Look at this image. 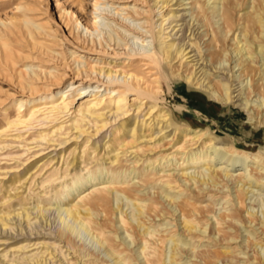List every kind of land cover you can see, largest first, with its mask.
Segmentation results:
<instances>
[{"label": "bare ground", "instance_id": "6f19581e", "mask_svg": "<svg viewBox=\"0 0 264 264\" xmlns=\"http://www.w3.org/2000/svg\"><path fill=\"white\" fill-rule=\"evenodd\" d=\"M115 1L117 7L112 6ZM151 1L156 13L145 19H138L142 9L135 3L96 1V29L84 27L83 37L78 34V39L82 37L98 52L110 43L118 47L129 44L130 55L149 60L163 72L169 70L167 80L182 79L223 105L244 109L252 121L260 115L259 123L264 124V0H250L248 11L240 15L237 9L248 0ZM75 24L80 25L77 20ZM41 27L24 19L29 46L56 59L50 46L34 37L45 32H40ZM202 27H206L204 33L199 30ZM8 44H0V49ZM6 49L2 63L16 72L22 89H35L42 78L58 80L62 74L54 70L42 73L29 64L25 74L16 71V54ZM92 60L98 65L101 58ZM73 63L74 74L81 81L33 100L12 101L13 118L6 109L4 127H0L1 147L9 145L2 138L11 128H32L37 122L41 129L34 131L32 142L48 143L46 130L58 135L67 124L72 137L50 144L55 158L62 157L61 148L69 141L75 145L91 142L95 151H103L102 161L108 160V166L103 167L102 162L86 173L81 172L85 166H80L65 187L66 201L61 207L52 202L0 211V244H6L0 264H22V259L28 264H264V211L258 215L254 204L259 196V206L264 207V151L239 149L233 141L204 127L175 121L155 101L154 87L143 86L137 74L103 65L91 68L83 57ZM248 77L250 86L245 81ZM132 92L137 96L130 103L127 97ZM255 92L257 98L252 100L250 94ZM77 99L84 100L73 107ZM72 113L80 115L88 127L75 123ZM126 137L131 141L123 156L133 155L131 168L118 153L105 156L111 152V143L126 146ZM36 146L26 145L25 150ZM43 153L39 150L32 155L38 158ZM38 166L37 162L32 172ZM223 199L227 206L216 214V201ZM243 227L248 229L244 236ZM84 234L108 259L88 247ZM9 241L26 242L12 246L11 253L22 255L34 246L41 254L9 259Z\"/></svg>", "mask_w": 264, "mask_h": 264}, {"label": "rangeland", "instance_id": "374dc122", "mask_svg": "<svg viewBox=\"0 0 264 264\" xmlns=\"http://www.w3.org/2000/svg\"><path fill=\"white\" fill-rule=\"evenodd\" d=\"M96 1L101 4H106L108 0H0V44L7 42L11 45L10 46L8 44L9 46L7 45L6 48H11L13 54H16L14 56V66H16V71L19 70L25 74V67L29 64L31 66H36L34 68L39 67L38 69H41L40 71L42 73L50 70H54L59 74L62 73L60 74L61 76L58 80L47 76L45 79L42 78V80L38 81L37 88H25L26 90L24 88L22 89L18 82L16 72L7 70L4 63H2V56L3 54H7L8 51L6 48L1 47V128L4 127V111L6 109L7 115L10 116L11 119L13 118L14 111L11 108L13 100L20 98L24 100H33L39 98L40 96L55 93L61 90L69 82L81 81L82 79H80V77L77 78L74 74L73 68L75 67V64L73 63V60L83 57L87 66L91 68L103 65L105 67L110 66L113 70L119 69L132 72L135 75L137 74L136 76L142 79L141 83L143 86L147 84L154 87L155 101H157L162 108L169 110L175 118V121L184 124L194 123L196 126L204 127L221 138H225L227 141H233L239 149L252 151L262 149L264 151V124L259 123L260 115L256 122L254 119L252 121L249 119L248 112L238 106L232 104L223 105L210 96L206 91L195 88L184 82L182 79L175 77L172 79L170 78L171 80H167L169 77L167 74L169 70L163 72L159 69V67H157V65L152 62L150 63L149 60L139 55H130V52L128 51L130 47L129 44H127L128 46L125 45L124 47H118L116 45L113 46V43H110L107 48L105 47L106 49L103 48L101 52H98V48L95 51L90 44L87 45L84 43L82 40L83 32H85L84 27L92 31L96 29L94 25L95 14L97 12L95 9ZM151 2V0H125L126 4L131 5L135 3L138 8L145 11V13H143L142 10H139V13H141L138 15L139 17L137 15L134 16L136 18L138 17V19H145L156 13L155 9L152 11L153 5ZM250 2L251 1L248 0L246 3H243L240 7L241 9H237L238 15L248 11ZM118 4L119 3L116 2L113 3L112 6L117 7L116 5ZM186 7H189V4L186 5ZM124 12L126 14V11H122L123 14ZM156 18L157 17L154 16L153 19L155 20ZM24 19L34 20L35 24L37 23L42 26V30H40V32H45L34 36L38 39L37 42L41 44L43 42V45L47 48L50 46L49 52L51 51L52 54L54 53L58 56L61 54V56H55L56 59H53L54 56L53 58L48 57L50 54L45 50L38 51L37 49V51H35L36 48H31L30 39L25 35ZM76 20L80 23V25L75 24ZM205 29L206 27H202L199 30L204 33ZM6 31L10 32L8 33ZM237 31L238 30H236V32ZM81 33L82 37H80L81 39H78V36ZM207 38L208 36H205L200 41L202 47L206 45V42L204 43V41H206ZM30 49H32V51ZM205 50L206 49L203 48L202 53L206 54L207 52H205ZM72 52L75 53L70 54ZM19 56L20 58L26 57L27 59L25 58V60H23V58L20 60V58H18ZM98 57L101 58V60L98 65H95V62L92 59ZM262 61L263 60L260 59L259 64ZM51 67L55 68L52 69ZM257 78L258 76L255 77V81ZM156 81L160 84L158 85V89H156ZM245 81H247V84L250 86V78L248 77ZM136 96L137 95L132 92L128 94L127 99L131 103L132 99ZM72 98H76L75 93H73ZM250 98L255 100L257 98L256 92L250 94ZM83 100L84 99L75 100L73 107H78V103ZM259 100H261V97ZM261 110L264 117L263 107H261ZM71 111H74V108ZM80 117L81 116L77 115V113L71 114V118L75 119V123H81V125L78 124L81 127H88L85 122H82V117ZM32 125V128L18 127L17 130L11 128L6 133L7 137L2 138L6 139V144L9 145L1 147L2 143L0 144L1 212L17 209L21 205L34 207L37 203L46 205L48 203L55 202V207H61L66 201L65 187L71 184L73 175L79 170L80 166H85V169L81 171L83 173H86L91 168L94 169L96 167H100L102 162L105 164L103 167L108 166V160L102 161L103 151H95L91 142H88V144L83 142L80 143V145H75V141H69L66 145L62 146L63 148H61L62 150L60 153L62 157L60 159L59 157L55 158L54 153L50 150L53 146L50 144L64 140L69 136L71 138L73 131H69L70 127L67 124H65L58 135H52V133L47 129L46 137L49 140L48 143H34L32 142V139L36 135V132L40 131L41 128L37 122L32 123ZM47 125H49V123ZM35 130L36 132H34ZM13 135H19L20 137L14 139L12 137ZM125 141L127 144L124 147H120L118 145V141L111 143V152L105 156H113L118 153L122 163H124L127 168H131L133 165V155L128 156L129 154H126L123 156L125 149L127 150L130 147V137H126ZM20 145L23 146L19 147ZM26 145L28 147L37 146L27 152L25 150ZM39 150H42L44 153L40 157L35 158L32 154H35V152H38ZM170 150H167V152H170ZM156 151L157 154L160 153L159 149ZM33 161L40 163V166H38L34 172H32V170L37 162L33 164ZM27 166H30V168L26 172L24 169ZM16 174H18V176ZM15 177L17 178L15 179ZM130 177H132V175ZM134 181L135 180L133 179L130 181L131 183L129 182V184L131 185ZM144 191H150L152 194V190L145 189ZM233 191L234 189H232V192ZM9 196L12 197L5 201V199ZM69 199L71 203L74 202L72 196H69ZM258 199L259 196L254 200L255 210L258 211V215H261L264 211V207L259 206L258 201L260 200ZM224 201V199L216 201V214L223 211V207L227 206L223 204ZM246 202L248 203L250 200L247 199ZM113 205L115 206L114 201ZM246 230L244 227L241 229L243 236L247 234L245 233ZM83 237L86 240L88 247L93 249L96 253H99L100 257L108 259L105 256V252L102 249H99L97 245L92 244L85 234ZM46 241L51 242L50 239H47ZM238 241H240V239L236 240V242ZM9 242L10 243L7 244L8 248H6L7 251L10 252L8 254L9 259L14 256V258L21 260V257L25 255L32 256V254H37L40 251V248L34 249V246H32L28 247L22 255H20L19 252L11 253L12 246L26 244V242ZM5 246L6 244H0V255L5 253V250H3ZM40 254L41 252L38 253V255ZM21 261L22 264H28L26 260L22 259ZM223 262L224 261H219L217 264H224Z\"/></svg>", "mask_w": 264, "mask_h": 264}]
</instances>
